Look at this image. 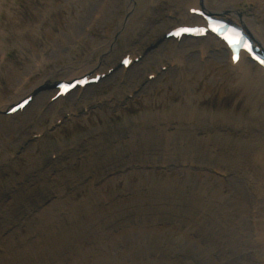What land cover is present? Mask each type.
<instances>
[{
  "label": "rangeland",
  "instance_id": "374dc122",
  "mask_svg": "<svg viewBox=\"0 0 264 264\" xmlns=\"http://www.w3.org/2000/svg\"><path fill=\"white\" fill-rule=\"evenodd\" d=\"M172 1L0 0V217L7 216L9 204L26 207L35 201L24 209L27 223L16 235L11 237L12 232L0 227L16 251L39 239V253L45 256L50 251L47 242L31 231L38 223L37 212L51 205L50 190L56 189L63 195L56 200L53 215L69 220L77 211L66 209L70 202L95 207L108 202L102 210L96 208L94 219L84 216L85 221L93 224L117 215H122L120 222L132 221L138 225L142 246L153 252V264H264V236L255 226L258 221L264 226V104L249 107L236 88L235 74L231 77L229 61L212 55L213 48L210 57L201 59L196 43L165 40L171 28L196 23L195 18L180 21ZM190 2L194 0H182L179 7ZM199 3L210 14L245 15L247 27L263 43L264 0ZM134 51L139 60L123 70L121 58ZM172 60H180L185 68L179 70ZM108 67L112 68L100 83L53 100L56 83L72 80L80 70L99 68L102 73ZM245 68L256 71L248 64ZM45 80L50 86L42 85ZM33 90L26 109L6 115L10 105ZM70 110L74 116L67 115ZM229 112L242 116L231 122ZM152 117L156 124L151 125ZM56 118L62 122L57 127ZM40 130L43 137L32 140ZM147 131L186 140V154L181 156L183 150L173 146L171 152L160 142L146 146ZM149 137L158 138L151 133ZM76 142L81 145L76 150L59 161L52 158L53 149H67ZM218 156H230V173L216 169ZM185 157L191 158V165L181 166ZM206 161L212 165L205 166ZM35 162H40L37 167L31 165ZM153 162L159 164L157 172L151 168ZM106 181L113 182L104 187ZM174 184L180 191L169 189ZM157 188L162 190L160 211ZM155 201V211L144 210ZM196 213L202 237L198 244L209 240L208 250L194 243L197 238L180 239L171 231L177 232L185 217ZM151 217L155 221H146ZM120 226L115 227L118 235L123 234ZM232 228H239V234L229 237ZM62 229L57 226L54 232ZM149 235L161 238L162 245L157 247ZM4 257L0 249V264Z\"/></svg>",
  "mask_w": 264,
  "mask_h": 264
},
{
  "label": "bare ground",
  "instance_id": "6f19581e",
  "mask_svg": "<svg viewBox=\"0 0 264 264\" xmlns=\"http://www.w3.org/2000/svg\"><path fill=\"white\" fill-rule=\"evenodd\" d=\"M176 2V3H175ZM192 2V1H191ZM190 2V3H191ZM172 3L176 4V10L179 12V18L180 21H189L195 18L198 21V24L203 25L205 24L204 20L200 17L191 16L189 11L191 9H200L203 6V3H199V0H194L193 3L185 5L182 9V7H179L182 3V0H175L172 1ZM186 11V13H185ZM220 18L225 19L228 16H231L235 23H237L239 26H241L245 31L252 36L255 40L260 39V36L258 33L255 32L254 29H249L246 25L247 17L245 15H240L239 13H235L234 15L219 11L216 13ZM192 41L198 45V51H199V58L206 59L207 57H210V51L209 48H216L217 51H219L216 55L212 54L214 56L225 58L229 61L230 69L231 71V77L234 75V79L236 81V88L240 93L244 94V97L246 98L249 107L254 110L255 104L254 102L259 103V107L264 104V69L260 67L259 65L250 62V60H247V57L242 54L241 59L238 62L237 65L231 64V54L228 51L227 47L225 45L218 41L215 37L211 35H207L204 38H183L182 41ZM259 41V40H258ZM261 46L264 48V41L261 42ZM214 52V51H213ZM137 52H133L135 57H138ZM246 64L255 67L256 71L255 73H251L248 71L246 67ZM102 65V64H101ZM185 68V64L182 62H179L178 69ZM109 68V67H108ZM183 68V69H184ZM96 70H99L97 68ZM81 72L77 71L76 73L71 75V78H77L81 75H84L85 73H90L94 70H80ZM51 82L48 80H45L42 85L50 86ZM39 88L36 87L35 90ZM33 90L35 93L36 91ZM244 111V109H243ZM70 112V111H69ZM184 112V111H183ZM68 113V112H67ZM182 115V114H181ZM190 116V115H189ZM189 116L182 117L186 118L187 120L191 119ZM242 114L239 116L241 117ZM258 116L261 117L260 114ZM227 117L231 122H233L235 119H239L238 116L235 115L234 112H229ZM155 117H152V124H156L157 122ZM161 119V116H160ZM165 122H168L167 118L162 119ZM230 123V122H229ZM149 133L154 135L155 137H158L156 140H152L149 137ZM175 134H168L164 131L160 133L147 131V137L149 140H145L146 146H153L158 145L157 142H160L162 146L166 148H170L171 152L173 149L177 147L181 148L183 150V153L180 154L181 156H184L187 144L186 140L183 141L180 138H174ZM152 141H156L153 143H150ZM161 140V141H160ZM148 144V145H147ZM160 146V145H158ZM64 148V147H63ZM66 149V148H65ZM57 152H63V149H60ZM67 152V150L64 151V153ZM70 153V152H67ZM218 158V163L215 164L216 169L223 173H230L231 171V158ZM59 161V160H58ZM234 162V161H233ZM40 162L32 163L31 165L33 167H37ZM192 161L191 158L185 157L184 161L181 162V166L184 165H191ZM207 164V165H206ZM205 166L209 167V164L206 161ZM159 164H156L155 162L151 163V168L154 169V172H157V170L160 168L158 166ZM161 167L163 166V163H160ZM235 164L232 165V170L234 168ZM22 182H25V179L22 177L20 179ZM105 181V179L103 180ZM114 181H116L114 179ZM113 181L109 182L106 181L104 187L112 183ZM242 180H239L238 186L240 190H242ZM173 192L180 191L176 184L170 186L169 188ZM55 190V189H54ZM52 190L50 191L49 195H52L49 199L48 196V203H51L47 208L40 209L39 212H37V215L35 217L38 218V223L35 228L32 229L31 233L38 235V238H41L43 242H47V246L50 251H48V254L43 256L40 251H42V245L39 241H37L34 245H32L33 242H25L24 245L20 248L21 251H16L15 246L11 245L8 241L9 238L3 237L2 233L0 234V249L2 250L4 254V262L3 264H63L65 262H68V264H153V252L151 251V248H145L142 246L141 241L138 238V225H135L132 221H121L122 215H117L116 218H103L97 223V225L93 228V225L95 223L91 224L85 221V217H90L91 219H94L96 217V208L98 210H102V206H94L93 203L87 202L82 203L81 205L73 204L70 202V204H67L65 207L66 209L75 212V214H71L66 217H61L60 214L53 215V212L56 209V206L54 204L56 200L60 199L63 194H59V190ZM98 192V191H97ZM201 194H203L201 191H199ZM161 194L162 190L161 188L156 189V195L158 198V204H159V211L161 210ZM156 202V201H155ZM37 203H41V199L37 200ZM251 200L249 201L248 206L250 209H252ZM35 204V201H31L26 207H20L19 205H8V211L7 216L0 217V227L10 229L13 227V225L17 222L18 226L16 227L15 231H12L10 234L11 237L16 235L17 230L19 227L27 221L26 217H23L24 209H29L31 206ZM103 205L108 206V202H103ZM2 205H5V202L2 203ZM157 205V202L154 205L145 207V211H155L153 209L154 206ZM254 205V204H253ZM162 209L164 211L167 210V207L165 205L162 206ZM255 209V208H254ZM253 210V209H252ZM95 211V214H94ZM147 214L157 215V212H146ZM188 216L184 219V224L177 227V232L174 230H171L172 233L175 235H178L181 238L192 240L196 239L194 241L195 244L200 245L198 243L202 242V237L199 234L200 232L197 231L196 221L194 220V216ZM72 216V217H70ZM32 217V216H29ZM201 219H203V216H199ZM34 218V217H32ZM31 218V219H32ZM88 219V218H87ZM117 219L119 221H117ZM146 221H155V217H151L146 219ZM260 221L257 222L256 229L257 231H261L262 236H264V226L263 224H259ZM261 223V222H260ZM121 225L120 227L123 228V234L118 235V230L116 231L115 227ZM262 225V226H261ZM57 226H62V231L59 232L55 231L54 229ZM81 226V227H79ZM239 228H243L242 225H240ZM239 228H232L231 234H229V237H232L233 235L239 234L237 230ZM4 230V229H3ZM22 230V229H21ZM96 230V231H94ZM135 232V234H134ZM204 235L209 236V234L205 233ZM151 238V241H155V245L157 247H160L162 245L161 238H158L157 236L149 235ZM224 236V235H223ZM213 237V236H212ZM225 237V236H224ZM228 237V238H229ZM226 238V237H225ZM23 239V238H22ZM21 239V240H22ZM145 239V238H144ZM146 241H149L146 238ZM262 244L264 245V237L261 238ZM150 243V241H149ZM204 243H205V236H204ZM106 245V248L104 249L103 246ZM182 245V242H180V247ZM201 247H204V249H209L211 247V243L209 240H206L205 245H200ZM208 247V248H205ZM264 248V246L262 247ZM97 249V251L95 250ZM103 249V250H102ZM164 248H161L159 250H163ZM112 250H115L110 254ZM34 258V259H32Z\"/></svg>",
  "mask_w": 264,
  "mask_h": 264
},
{
  "label": "snow or ice",
  "instance_id": "6c2138e0",
  "mask_svg": "<svg viewBox=\"0 0 264 264\" xmlns=\"http://www.w3.org/2000/svg\"><path fill=\"white\" fill-rule=\"evenodd\" d=\"M215 30H216V29H213V31H215ZM184 31L187 32V31H189V29H184ZM235 43H240V41H235ZM246 48H247V51H248L249 53L252 52V49H251L250 46H246ZM234 59L238 61V60H239V57H238V56H235ZM253 59L257 60L260 64L264 65V57L253 56Z\"/></svg>",
  "mask_w": 264,
  "mask_h": 264
}]
</instances>
